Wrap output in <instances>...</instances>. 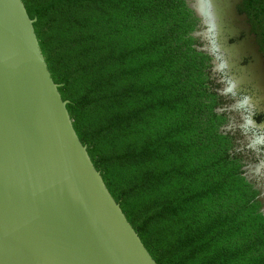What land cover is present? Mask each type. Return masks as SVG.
<instances>
[{
	"label": "trees",
	"instance_id": "trees-1",
	"mask_svg": "<svg viewBox=\"0 0 264 264\" xmlns=\"http://www.w3.org/2000/svg\"><path fill=\"white\" fill-rule=\"evenodd\" d=\"M189 0H23L75 128L157 264H264V199ZM264 54V0H241ZM239 145V146H238Z\"/></svg>",
	"mask_w": 264,
	"mask_h": 264
},
{
	"label": "water",
	"instance_id": "water-1",
	"mask_svg": "<svg viewBox=\"0 0 264 264\" xmlns=\"http://www.w3.org/2000/svg\"><path fill=\"white\" fill-rule=\"evenodd\" d=\"M241 4L217 0L228 37L246 34L233 46L264 104V54ZM33 24L23 0H0V264H157L80 139Z\"/></svg>",
	"mask_w": 264,
	"mask_h": 264
},
{
	"label": "clouds",
	"instance_id": "clouds-1",
	"mask_svg": "<svg viewBox=\"0 0 264 264\" xmlns=\"http://www.w3.org/2000/svg\"><path fill=\"white\" fill-rule=\"evenodd\" d=\"M192 7L202 25L192 35L203 42L202 50L212 57V71L222 85L219 94L231 100L217 109L234 114L225 119L223 130L240 132L244 138L240 150L252 153L255 158L254 163L247 165L246 174L264 180V122L256 120L262 109L253 94L245 90V69L239 65V51L228 43L217 0H192Z\"/></svg>",
	"mask_w": 264,
	"mask_h": 264
},
{
	"label": "flooded vegetation",
	"instance_id": "flooded-vegetation-1",
	"mask_svg": "<svg viewBox=\"0 0 264 264\" xmlns=\"http://www.w3.org/2000/svg\"><path fill=\"white\" fill-rule=\"evenodd\" d=\"M234 1V0H233ZM237 9H238V11H239V6L237 7ZM239 13H240V11H239ZM240 15H243L242 13H240ZM243 23H238V25L239 26H241ZM202 27V25H201V22H199V25H198V29L199 28H201ZM237 29V28H236ZM245 33L242 31V32H239V35L238 36H236L234 39H232V38H229L228 37V43L230 44V45H237L238 43H240L244 38H245ZM196 39H198L199 40V44H200V48L199 49H201V52H203V53H205V54H207L208 56H209V58L211 59V61H210V68H209V71H210V77H211V79L214 81V83H215V89H217V92H218V94H219V89L222 87V85L218 82V77H217V75L212 71V69H213V61H212V57L206 52V51H203L202 50V41L199 39V38H196ZM200 51V50H199ZM250 61H251V58L249 57V58H245V59H243V61L240 63L241 64V66H244V65H246V64H249L250 63ZM245 90L246 91H249L250 93H252L253 94V96L257 99V100H259V96H260V94H261V92L258 90V89H256L255 88V86L253 85V84H250V83H247V84H245ZM223 100L224 101H226V104L225 105H228V104H230L231 103V100L230 99H227V98H225L224 96H223ZM224 105V106H225ZM260 107H261V111L258 113V115L256 116V120H257V122H264V104H260ZM218 111V110H217ZM219 112V111H218ZM225 113V115H226V117H229V116H231V115H234V114H232V113H227V112H224ZM237 119H238V117H237ZM220 130L221 131H223V132H225L224 130H223V126H221L220 127ZM233 134H238L239 135V145H240V147L238 148V150H240L241 149V147H242V144H243V141H244V138L241 136V134H240V132L238 131V130H236V131H234V132H232ZM238 145V146H239ZM241 152H243L244 153V157H245V164H246V166L244 167V170L246 171V167H247V165L249 164V163H254L255 162V158H254V155L252 154V153H250V152H248V151H242V150H240ZM249 177V176H248ZM251 180H253L256 184H257V187L259 188V189H261V192H262V196H261V198H263L264 199V180H260V181H258L257 179H255V178H251V177H249Z\"/></svg>",
	"mask_w": 264,
	"mask_h": 264
}]
</instances>
